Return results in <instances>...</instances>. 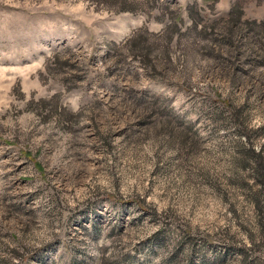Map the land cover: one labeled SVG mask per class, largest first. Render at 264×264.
Returning <instances> with one entry per match:
<instances>
[{
    "label": "rangeland",
    "instance_id": "obj_1",
    "mask_svg": "<svg viewBox=\"0 0 264 264\" xmlns=\"http://www.w3.org/2000/svg\"><path fill=\"white\" fill-rule=\"evenodd\" d=\"M233 5L264 20V0H0V264H264V60L198 32Z\"/></svg>",
    "mask_w": 264,
    "mask_h": 264
},
{
    "label": "trees",
    "instance_id": "obj_2",
    "mask_svg": "<svg viewBox=\"0 0 264 264\" xmlns=\"http://www.w3.org/2000/svg\"><path fill=\"white\" fill-rule=\"evenodd\" d=\"M125 3V0H121V4ZM123 10L132 9L125 8L123 6ZM193 10V9H192ZM190 13V10H189ZM193 17V26L197 25V22L200 19V16L195 12ZM242 17V10L238 6L233 5L230 9V13L228 15V19L222 24L219 25L218 30L220 31V37L214 35V30L216 29V23H211L208 25H199V33L206 37L208 33L213 34V37H206L204 39V43H212L211 41L221 42L226 40L228 45L218 46V49H223L229 56L230 59L237 58L244 49H248L249 52H253L254 55H258L262 61L264 60V20H262L259 24H256L255 21H245L240 22ZM254 30V31H253ZM209 31V32H207ZM178 32L176 24H170L167 26L165 30V38L168 40L167 43L173 39L174 35ZM137 36L133 37V45L128 46L127 49L131 48V52H137L138 56L143 59V61L148 62L151 53L150 46H137L142 42V38L140 34H136ZM220 45V43L218 44ZM233 45V46H231ZM240 45H249V46H240ZM253 45V46H252ZM130 51V50H129ZM162 51L166 53L170 51L168 46H165ZM220 53V52H219ZM223 53V52H222ZM251 56V55H248ZM246 152L248 154H253V162L251 165L252 173L251 176L255 180L256 184L259 186V189L252 193L253 200L255 205L257 206V210L261 213L262 218L264 219V156L260 151L255 152L252 148H247Z\"/></svg>",
    "mask_w": 264,
    "mask_h": 264
}]
</instances>
